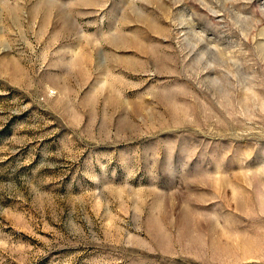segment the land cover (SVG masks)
Wrapping results in <instances>:
<instances>
[{
  "label": "rangeland",
  "instance_id": "1",
  "mask_svg": "<svg viewBox=\"0 0 264 264\" xmlns=\"http://www.w3.org/2000/svg\"><path fill=\"white\" fill-rule=\"evenodd\" d=\"M0 264H264V0H0Z\"/></svg>",
  "mask_w": 264,
  "mask_h": 264
}]
</instances>
